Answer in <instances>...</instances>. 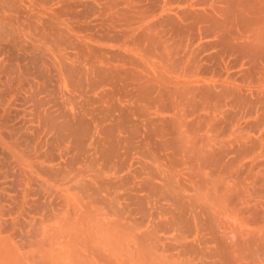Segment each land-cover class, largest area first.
<instances>
[{
    "label": "bare ground",
    "instance_id": "6f19581e",
    "mask_svg": "<svg viewBox=\"0 0 264 264\" xmlns=\"http://www.w3.org/2000/svg\"><path fill=\"white\" fill-rule=\"evenodd\" d=\"M0 264H264V0H0Z\"/></svg>",
    "mask_w": 264,
    "mask_h": 264
}]
</instances>
